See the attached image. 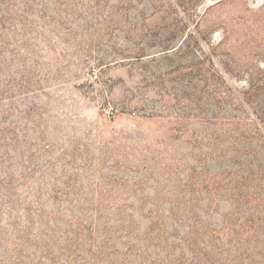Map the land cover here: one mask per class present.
<instances>
[{"label":"rangeland","instance_id":"374dc122","mask_svg":"<svg viewBox=\"0 0 264 264\" xmlns=\"http://www.w3.org/2000/svg\"><path fill=\"white\" fill-rule=\"evenodd\" d=\"M0 264H264V0H0Z\"/></svg>","mask_w":264,"mask_h":264}]
</instances>
